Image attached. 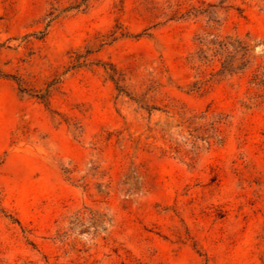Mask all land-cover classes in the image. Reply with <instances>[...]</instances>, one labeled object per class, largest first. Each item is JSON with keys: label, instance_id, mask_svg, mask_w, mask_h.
<instances>
[{"label": "rangeland", "instance_id": "374dc122", "mask_svg": "<svg viewBox=\"0 0 264 264\" xmlns=\"http://www.w3.org/2000/svg\"><path fill=\"white\" fill-rule=\"evenodd\" d=\"M0 264H264V0H0Z\"/></svg>", "mask_w": 264, "mask_h": 264}]
</instances>
